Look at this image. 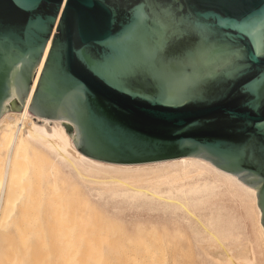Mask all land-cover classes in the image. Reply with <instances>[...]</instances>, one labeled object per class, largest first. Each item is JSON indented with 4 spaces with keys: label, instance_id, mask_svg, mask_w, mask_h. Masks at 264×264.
Segmentation results:
<instances>
[{
    "label": "water",
    "instance_id": "obj_1",
    "mask_svg": "<svg viewBox=\"0 0 264 264\" xmlns=\"http://www.w3.org/2000/svg\"><path fill=\"white\" fill-rule=\"evenodd\" d=\"M111 2V0H109ZM125 0L118 13L102 0H0V115L21 111L45 47L50 46L32 93L28 110L46 119H59L72 145L96 161L134 164L197 157L231 173L256 189L264 227V101L258 93L242 97L239 85L227 80L211 86L200 98L183 87L181 66L166 92L133 70L146 66L157 39L151 5L143 15ZM178 24L226 26L214 32L225 44L227 32L250 66L245 79L264 78L260 22L264 0H165ZM252 21L254 35L241 39L229 25ZM54 33L52 34V32ZM87 48L91 64L80 62ZM219 72L217 66L205 71ZM254 101L248 108L242 102Z\"/></svg>",
    "mask_w": 264,
    "mask_h": 264
},
{
    "label": "bare ground",
    "instance_id": "obj_2",
    "mask_svg": "<svg viewBox=\"0 0 264 264\" xmlns=\"http://www.w3.org/2000/svg\"><path fill=\"white\" fill-rule=\"evenodd\" d=\"M54 31L55 30H53L52 34L54 33ZM49 46H50V40L48 41V43L45 47V50L43 52L42 58H41L38 66L35 70V76L33 77L32 84L30 86L29 92H28L27 97L24 101V105H23V108L21 109V111L8 110V111H4L0 115V151H1V153H0V162H1L0 163V228L3 230L5 228H8V227H10V228L12 227V228L17 229L18 224H19L18 214L19 213L24 214L25 210L29 209L34 204V203L33 204L31 203L32 205L29 204L30 206L28 208L24 207L25 210L22 206V203H23L22 198L24 197L23 194L25 192V189L21 185H23L24 180H26L25 184L27 183V178H25L26 174L23 173L24 178H25L24 179L23 175L21 174L22 172L20 173V171L18 170L20 168L19 167L20 165L18 166L17 163L20 164L21 162H18L16 160L18 157H20L22 159L24 155L22 156L21 154H23V153L25 154V152L27 150H31L35 153L41 154L40 157H42V156L45 157L44 159L48 163L49 173H50L52 182H55V181L62 182L63 180H65V181L69 182L71 185H75V186L79 185L81 187V189H79V190H83V195L86 199L87 204L88 203L89 204L86 206L85 201L83 202V198H82V200L80 198V201H81L80 204L81 205H79L78 200L76 202V203H78L79 207L82 206L83 203H85V207L88 210L89 206L91 208L94 207V204H93L94 200H98V202L96 204L100 203L99 201L102 200L103 205L106 203H108V204L110 203L112 206L110 208L115 209V210L122 203L124 204V206H126L125 204L132 206L131 209L136 208V211L138 208L143 209V207L145 209H147V211H149V210L153 211L154 210V212H156L155 210H159V211H161L159 213H164V218H166V216L171 215V214H174V215L177 214V216L179 217L182 214L179 215L178 212L180 213V211L186 210L188 213L192 214V216H193L192 217L193 219L190 218L192 220L187 223V228L190 230V233H191L190 237L193 240V242L195 243L196 249L198 248L199 253L202 254V256L204 255L205 258L207 257L212 264H264V249H263L264 245L263 246L261 245L264 242V227L261 224V220H260L261 212H260V209L256 203V189L255 188L243 183L240 179H238L237 177H235L231 173H228L226 171H223V170L217 168L215 165H213L209 161H204L202 159H199L197 157H192V156L180 157V158L169 159V160H160V161H154V162L134 163V164H117V163L93 160L92 158L80 153L72 145L71 137L67 134L65 127L60 123L59 119H46V118H43V117H40L37 115H33L32 113L29 112V110L27 108H28V105L30 103V99H31L32 93L35 89L39 75L41 73V69L43 67L45 58L47 56ZM2 151H3V153H2ZM15 163L18 166L17 170H16V165L14 166ZM16 171L18 173H20L22 176H19V174H18V176L15 175L16 176V178H15V176H13V175H14V173L17 174ZM31 175H33V174H31ZM17 177L23 178L22 183H21V179L16 181L18 179ZM12 178H15L16 180L14 181ZM16 182L20 183L21 187L19 185H17L18 187L15 188L14 185L16 184ZM28 184H30V182ZM30 185H32V184H30ZM61 188H62V186H61ZM73 188L74 187H72V189ZM18 189L19 190L21 189V190L18 191ZM23 189H24V191H23ZM30 190L31 189H28L29 192H31ZM73 191H76V190L73 189ZM22 192H23V194H22ZM54 192L56 194V191H54ZM59 192H61V191H59ZM28 194L30 195V193H28ZM33 194H34V192H33ZM35 194H37V193H35ZM14 195H16L15 198H13ZM36 196H38V194ZM58 196L59 195H57V197ZM54 197L56 198V196H54ZM78 199H79V197H78ZM225 200H231L232 203H235L240 207H243V206L245 207L246 204H249L247 212L252 211L253 214L255 215V223H256L255 229H257V233H258L257 237L258 238H256V237L253 238L250 236L253 239H251V241H250L248 238V240L250 242L247 241L248 245L246 244V246L241 245L239 242V239L241 238V236L239 235L238 231L240 228L238 227L239 224L236 222V219H234L235 216L233 218V211H229L231 214H229V213H226L225 215L223 214L224 213L223 211H224L226 206L222 202ZM30 201H31V199H30ZM35 203H36V201H35ZM58 203L60 204L61 202H58ZM52 204H54V203H52ZM61 204H60V206H61ZM123 204L121 205V207L123 206ZM34 205H36V204H34ZM58 205H57L58 210H56V211L60 212V210H59L60 206H58ZM67 205H68V203H67ZM26 206H28V204ZM55 206H56V204H55ZM71 206H73L72 202H70L69 206H67V207L68 208L70 207V209H71ZM101 206H100V208H101ZM65 207H66V205L64 206V208ZM32 208L35 209V207H32ZM91 208H89V209H91ZM102 208H103V206H102ZM110 208H109V210H110ZM122 208H125V209L128 208L129 209L130 207L127 206V207H122ZM77 209L78 208L76 207L75 212L76 211L78 212L79 209L78 210ZM128 209H127V211H128ZM131 209H130V211H132ZM104 211H106V210H104ZM110 211L112 214V210H110ZM130 211H128V212L131 213ZM186 211L182 212V213H186ZM67 212L71 213V211H67ZM113 212H115V211H113ZM141 212L142 211L140 210V214H141ZM53 213H54V216L57 215L55 211ZM66 213H65V219H63V220L60 219V215L58 213L57 216H59V219L57 217V220H58L57 222H59V220H60V222L62 224H65L67 222L69 223L72 220V218L71 219L68 218V220H70V221H67L66 218L71 217V215L70 216H69V214L66 215ZM156 213H158V212H156ZM132 215H133V213H132ZM132 215L130 214V217ZM148 215H149V213L147 212V216ZM136 216L138 217L137 214H136ZM152 216H150V217H152ZM155 216H157V214L154 215V217ZM159 216H161V215H159ZM27 217L29 218V216H27ZM27 217L24 219L27 220L28 219ZM127 218H129V217H127ZM30 219H32V218L30 217ZM78 219H80V218H78ZM151 219L156 220L155 218H151ZM159 219L157 221H160ZM242 219H243V217H242ZM22 220H23V218H22ZM55 220H56V217H55ZM64 220H66V222ZM73 220H75V222L76 221L79 222L81 220L83 223L82 219L77 220L74 218ZM129 220H130V218H129ZM125 221L127 222V220H125ZM147 221H149V220L147 219ZM173 221H175V220H173ZM24 222H25V220H24ZM36 222H37V220H36ZM75 222L72 221V223H74V225H75ZM166 222L168 223L169 221H166ZM181 222L182 221H180L179 223H181ZM183 222H184V220H183ZM54 223H55V221H54ZM184 223L186 224V222H184ZM184 223H183V226H184ZM87 224L90 225V223H87ZM66 225H68V224H65V226ZM69 225L66 226V227H68V229H70V228L72 229L74 227V225H72L73 227H70L71 225L70 226ZM88 225H86V226L88 227ZM57 226H58V223H57ZM65 226H63L64 231L67 230L65 228ZM76 226H78V225L76 224L75 227ZM82 226H84V224L79 226L80 228L76 227L77 231H78V229L80 230ZM52 227H54V229H55V226H52ZM93 227H94V225L92 226V228ZM23 228H24V226H23ZM60 228H61V225H60ZM82 229H85V227ZM82 229L80 232L83 231ZM90 229H91V226H90L88 231H83L84 234L87 232V235L86 236L84 235V239L87 236H88V239H89V237L92 238V236H90L91 235ZM104 231L105 232H102V231L100 232L102 235H104V236H102V239L108 240V238H110L112 235L107 233L106 230H104ZM247 231L249 233L251 230L250 231L247 230ZM16 232H18V235H20L19 231H16ZM65 232H67V231H65ZM94 232L97 233L96 229H94ZM109 232H111V231L109 230ZM74 233H75V231H74ZM56 234H57V232H56ZM76 234H78V233H76ZM95 234L93 235L92 239H94ZM105 234H108L111 236L110 237L107 236L108 238L107 237L105 238V236H106ZM112 234H113V232H112ZM117 235H118V232H117ZM22 236H21V238H22ZM61 236H64V235H61ZM113 236H114V234H113ZM96 237H98V234L96 235ZM65 238H66V240L69 238V237H67L66 233H65V236L62 237L61 239L65 240ZM81 238H82V236H81ZM23 239H24V236H23ZM76 239L77 238H75V240ZM84 239L82 242H84V243L89 242V241H87L88 240L87 238L85 239L86 241H84ZM2 240L4 241V236H3ZM75 240H73V243L76 242ZM95 240H93V241L94 242L97 241V243L92 248L89 246H92L93 243H92V245H91V243H88V244L85 243V245H84L85 249H83V250L85 251L86 248L92 249V251H91V253H92L93 248L96 246V248H94V250L96 251L95 253H97V252L99 253L100 251H97L96 249L99 247L97 245H100V244H98V241L100 242L101 236H99V240H96V241ZM3 241L0 245H2L3 243L6 244V241L5 242H3ZM122 241H120V242H122ZM128 241H130L129 238H128L127 242ZM245 241H246V239H245ZM18 242H20L19 237H18ZM27 242H28V240H27ZM66 242H69V244L71 246L73 244V243L71 244L70 243L71 241H69V240H67ZM116 242H114V243L117 244ZM120 242L118 240V243L120 244V246H119V244H117V247L115 248L116 250H118L117 248L120 249V247L122 246V243H120ZM134 242L133 241L131 242V243H133L132 246L135 245ZM11 243H13V242L10 241V244L9 243L8 244L11 245ZM131 243H129V244H131ZM64 244H66V243H64ZM129 244H126V245H129ZM9 245L7 247H5V251L7 249V251L9 250L10 252H13L12 248L15 249L14 253H16V254L13 253L14 256L9 255L8 252L6 251L7 254L9 256H12V259H14V260H11L10 259L11 257H8L7 254H5V255L1 254L3 259L0 258V261L3 260V262H5L6 260L9 259L8 261H6V263L10 261V262L16 264L19 261L18 260L19 257H17V262H15V258H16L15 256H18L17 252H16L17 248H14L12 245H11L12 248H9V247H11ZM67 245H68V243H67ZM86 245H89V246H86ZM75 246L76 245L74 244L71 247V249L69 248L68 250H70L71 253H74L75 251L72 252V250H75V248H74ZM106 246H107V244H106ZM65 247L68 248V246H65ZM122 247H121V249H122ZM82 248H83V246H82ZM104 248H106V247H104ZM111 248H112V246L110 247V249ZM123 248L125 249V247H123ZM127 248L125 249V253H126ZM130 248H131V246H130ZM130 248H129V250H130ZM143 248L145 249L144 246H143ZM124 249H122V250H124ZM134 249H135V247H134ZM80 250H79V253L81 252ZM98 250H99V248H98ZM1 251H3V250H1ZM88 251H90V250H88ZM109 251H111V250H109ZM109 251H107L108 252L107 254L111 256V253ZM145 251H146V249H145ZM6 252H1V253H6ZM19 252H18V254H19ZM112 252H115V250L114 251L112 250ZM120 252L117 251V253H115L114 255H116V257H117V256H119L117 254ZM65 253L68 254L70 252L68 251ZM91 253L89 256L93 257L94 254L92 253L93 254L92 255ZM122 253L124 254L123 251H122ZM130 253L134 254L133 251ZM67 254H64V255L66 256ZM71 255H68V256L70 257ZM78 255H80V254H78ZM3 256H6V258ZM74 256H72L73 258L70 257V262H72L74 260ZM96 256L98 257V255H96ZM102 256H103V254H102ZM141 256H143V255H141ZM69 257H68V260H69ZM83 257H84V255H83ZM92 257H91V259H92ZM104 257H105V259L102 257L103 258L101 261L102 264H103V260L106 262V259H108L109 256L107 258H106V256H104ZM94 258H95V256H94ZM132 258L133 257H131V259ZM100 259H99V261H100ZM116 261L119 263L118 258L116 259ZM140 261L143 262L141 259H140ZM3 262H0V263H3ZM74 262H75V260L72 263H74ZM141 262H140V264H141ZM101 263H99V264H101ZM18 264H20V263H18ZM77 264H78V261H77ZM120 264H121V262H120ZM123 264H125V263H123Z\"/></svg>",
    "mask_w": 264,
    "mask_h": 264
},
{
    "label": "rangeland",
    "instance_id": "obj_3",
    "mask_svg": "<svg viewBox=\"0 0 264 264\" xmlns=\"http://www.w3.org/2000/svg\"><path fill=\"white\" fill-rule=\"evenodd\" d=\"M0 153H1V151H0ZM2 153H3V151H2ZM21 155L22 156L24 155L22 159L20 157H18L16 159L18 162H21L20 164L17 163L18 166L20 165L19 166L20 168L19 169L17 168L18 166L16 165V163L14 164V166L16 165V170L18 169L20 171V173L22 172L21 174L23 175V178H24V174H26L25 178H27V183H26L27 185L25 184L26 180L23 181L22 177H19V178L17 177L18 178L17 180L15 179L16 178L15 175L18 176V174H19V176H22L17 171H16L17 174L14 173V175H13V176H15V178H12V179L14 181L15 180L18 181L21 179V183L23 181V185H21L25 189L24 194L22 192V194L24 195V197L22 198L23 208L24 207L28 208L33 203L36 205L33 204V206H32V207H35V209L30 207L29 209L25 210V208H24V210H25L24 214L18 212L19 213L18 214L19 224H18V228H17L18 230L16 228H12V227L11 228L10 227L5 228L4 230L0 228V236H1L0 241L3 239V236H4V241L3 240L2 241L3 242L6 241V244L3 243L2 245H0V248H1L0 249V256H1L0 258H2L1 254L5 255V254H7V252L9 255H13L14 250H15L12 248V246H13L14 248H17V250H18V251L16 250L18 256H15L16 258L14 257L15 262H17V257H19L18 258L19 261L16 264H18V263H20V264H70V263L71 264H74V263L77 264V261H78V264H87V263L88 264H97V263L99 264V263H101L103 258L105 259L104 256H106V258L109 256L108 257L109 260L106 259V262L103 260V264H106V263L107 264H120V262H121V264H123V263H125V264H140V262H141L140 259L143 261V262H141V264H143V263L144 264H212L207 257L205 258L204 255L202 256V254L199 253L198 248L196 249V247H195L196 245L190 237L191 233H190V230L187 228V223L193 219L192 218L193 216H192V214L188 213L186 210L185 211L187 214L182 213L185 211H180V213L178 212L179 215L182 214L179 217L177 216V214L176 215L171 214L172 215L171 216V215H168L166 213L168 216H166V218H164V213H159V212H161L159 210H155L159 214L154 212V210L153 211H151V210L147 211V209H145L144 207H143V209L138 208L136 211V208L133 207L134 209H131L132 206H129L127 204H125L126 206H124L123 203H122L123 204L122 207L128 206L130 208L129 209L128 208H126V209L122 208L121 207L122 204H120L115 210V209L110 208V207H112L110 203L109 204L106 203L103 205L102 200L99 201L100 203H98V204H96L98 202V200H94V203H93L94 207L91 208L89 206V208H91V209H89L87 207L88 208V210H87L85 207V203H86V206L89 203L87 204V202H86V199L83 195V190H79V189H81V187L79 185L78 186L71 185L69 182H67L65 180H63L62 182H60V181L59 182L58 181L52 182L51 176L49 173L48 163L44 159L45 157H43V156L40 157L41 154L35 153L31 150H27L25 152V154L23 153ZM42 160L43 161L45 160V161L43 162ZM31 174H33V175H31ZM29 182L32 185L28 184ZM17 185L20 186V183L16 182V184L14 185L15 188L18 187ZM61 186H62V188H61ZM72 187H74L73 189L76 191H73ZM24 189H23V191H24ZM28 189H31L30 190L31 192H29ZM20 190L18 189V191H20ZM54 191H56V194ZM59 191H61V192H59ZM33 192H34V194L37 193L38 196H36L37 194L34 195ZM28 193H30V195ZM57 195H59V196L57 197ZM15 196L16 195H14L13 198H15ZM54 196H56V198ZM78 197H79V199H78ZM80 198H81V200L83 198V202L85 201V203L82 202L83 204H82V206H80L81 208L79 207V205H81L80 204L81 203ZM30 199L32 202L30 201ZM77 200L79 201L78 202L79 205H78V203H76ZM35 201H36V203H35ZM58 202L62 203V204L60 203L61 206ZM66 202L68 203V205ZM70 202L73 203V206H71V209H70V207L69 208L67 207V206H69ZM52 203H54V204H52ZM222 203H224V205L226 206L224 211H223L224 212L223 214L224 215L226 213L231 214L229 211H233V218L235 216L234 219H236V222L239 224L238 227L240 229L238 232H239V235L241 236V238L239 239V242L241 245L246 246L247 241L250 242L251 239H253L255 237L258 238L257 237L258 236L257 229H255L256 228L255 215L253 214L252 211L247 212L249 204H246L245 207L244 206L240 207L237 204L232 203L231 200H225ZM27 204H28V206H26ZM55 204H56V206H55ZM64 204L66 205L65 208L67 210L64 208V206H65ZM57 205L60 206L59 207L60 212L56 211V210H58ZM101 205L103 206V208ZM100 206H101V208H100ZM76 207L79 209V210L77 209L78 212L77 211L75 212ZM109 208H110V210H112V214H111V211L109 210ZM127 209H128V211H130V209H131L132 210V211H130L131 213H129L127 211ZM104 210H106V211H104ZM140 210L142 211L141 214H140ZM54 211L56 212L57 215L59 213L61 220L65 219V213L67 211H71V213H69V212L66 213V215H68V214H69V216L71 215V217H67L66 220L70 221V220H68V218L69 219L72 218V220L69 223L67 222L65 224H68V225L70 224L71 226L70 225L69 226L73 227L72 225H74V223H72V221L75 222V220H73L74 218L77 220L82 219L83 223L81 220H80L81 222L80 221L75 222V225L76 224L78 225L76 227H79V226L84 224V226H82L81 229L85 227V229H82V230L88 231L90 226H91V229H90L91 235L90 236H92V238H93V235L96 233V232H94V229H96L97 233L95 234L94 239H92L91 237H89V239H88V236L85 237V239L86 238L88 239L87 240V241H89L88 243H91V245L93 243L92 246H89V245H86V246H89L92 248L97 243L96 240H99V236H101L100 242L98 241V244H100V245H97V246H99L98 247L99 250H98V248L96 249L97 251H100V252L99 253L97 252L98 254L95 253L96 251L94 250V248H96V246L93 248L92 253L94 254L95 258H94V256L93 257L91 256L92 257V259H91V257L89 256L92 249L86 248L85 251L83 250V249H85L84 245L87 242L84 243L82 241L84 239V235L85 236L87 235V232L84 234L83 231L80 232L81 229L80 230L78 229V231H77L75 225L72 229L69 227L71 230L68 229V227H66L68 225L65 226V224H62L60 222V220H59L60 223L57 222L58 221L57 217L59 219V216H57L56 214H55L56 216H54V213H53ZM113 211H115V212H113ZM147 212L149 213L148 216H147ZM132 213H133V215H132ZM152 213L154 215L157 214V216L154 217V215ZM130 214L132 215L131 216L132 218L130 217ZM136 214L138 215V217L136 216ZM24 215L26 217L29 216V218L27 217L28 218L27 220L24 219V218H26ZM159 215H161V216H159ZM150 216H152V217H150ZM30 217L32 219H30ZM55 217H56V220H55ZM127 217H129L131 221ZM242 217H243V219H242ZM22 218H23V220H22ZM78 218H80V219H78ZM151 218H155L156 220H152ZM190 218H192V219H190ZM147 219L149 221H147ZM158 219L160 221H157ZM24 220H25V222H24ZM36 220L38 223L36 222ZM66 220H64V221L66 222ZM125 220H127V222ZM165 220L169 221V222L167 223ZM173 220H175V221H173ZM183 220H184V222H186V224L183 222ZM54 221H55V223H54ZM180 221H182L184 223V226H183L182 222H181L182 224L179 223ZM57 223H58L59 227L57 226ZM87 223H90V225H88ZM91 223L94 225L93 228H92L93 225ZM60 225H61V228H60ZM86 225H88L89 228ZM23 226H24V228H23ZM52 226H55V229ZM63 226H65V228L67 229L65 231H67L68 233L64 231ZM104 230H106L107 233L112 235L111 236V235L105 234L106 235L105 238L107 236L108 237L111 236L110 238L107 237L108 240L102 239V236H104V235H102L100 232L101 231L105 232ZM109 230L111 232H109ZM247 230H249V231L251 230V231L248 233ZM16 231H19L20 235H18V232H16ZM74 231H75V233H74ZM56 232H57V234H56ZM112 232H113L114 236H113ZM117 232H118V235H117ZM65 233L67 234V237H69L67 240L71 241L70 242L71 244L73 243V240H75V238H77L75 240L76 242H74L72 244V246L74 244L76 245L74 247L75 250H72V252L75 251L74 253H71V251L68 250L69 248L71 249L72 246L69 244V242H66L67 241L66 238H65V240L63 239L64 241L61 239L62 237L65 236ZM76 233H78V234H76ZM97 234H98V237H96ZM22 235L24 236V239H23ZM61 235H64V236H61ZM21 236H22V238H21ZM81 236H82V238H81ZM250 236L253 238H251ZM18 237L20 239V242H18ZM128 238L130 241L131 240L133 242L135 241L134 244L136 246L133 245L135 247V249L132 246V244H133V243H131L132 241L127 242ZM248 238L250 241L248 240ZM85 239H84V241H86ZM245 239H246V241H245ZM27 240H28V242H27ZM93 240H95L96 242H94ZM118 240H119V242L123 240L120 243H122V246L125 247V249L128 247L126 250V253H125V249L122 246L121 247L124 250H122L121 247H120V249L117 248L118 250L115 249L117 247V244H119ZM2 241L0 242V244L2 243ZM10 241L14 243V244L11 243L12 246L9 245ZM114 242H116L117 244H115ZM64 243H66V244H64ZM67 243H68V245H67ZM129 243H131V244H129ZM106 244L108 247L106 246ZM126 244H129V245H126ZM8 245L11 246L9 248H12L13 252H10L9 250L7 251V249H6L7 252L5 251V247H7ZM261 245L263 246L264 242ZM65 246H68V248H66ZM82 246H83V248H82ZM111 246H112V248L110 249ZM119 246H120V244H119ZM130 246H131V248H130ZM143 246L145 247L146 251L143 248ZM104 247H106V248H104ZM129 248H130V250H129ZM108 249L111 251H109ZM1 250H3V251H1ZM79 250L81 251L80 253H79ZM88 250H90V251H88ZM112 250L113 251L115 250V252H112ZM121 250L124 252V254L122 253ZM68 251L70 253H68V254L65 253ZM107 251H109L111 253V256L107 254L108 253ZM117 251L118 252L121 251L120 252L121 254L118 253L117 255H119V256L116 257V255H114V254L117 253ZM132 251L134 252V254L130 253ZM1 252H6V253H1ZM18 252H19V254H18ZM77 253L80 255H78ZM14 254H16V253H14ZM64 254H67L66 255L67 257ZM102 254H103V256H102ZM9 255H8V257H11L10 259L14 260V259H12V256H9ZM68 255H71L70 257L75 255L74 256V260H75L74 263H72L74 260L72 262H70V257ZM83 255H84V257H83ZM96 255H98V257ZM141 255H143V256H141ZM3 257L6 258V256H3ZM68 257H69V260H68ZM131 257H133V258L131 259ZM117 258H118L119 263L116 261ZM99 259H100V261H99ZM8 260H6V261H8ZM6 261L3 262V260H1L0 262H3L4 264H8V263L9 264H15V263H12L10 261L6 263ZM3 263H0V264H3Z\"/></svg>",
    "mask_w": 264,
    "mask_h": 264
},
{
    "label": "snow or ice",
    "instance_id": "obj_4",
    "mask_svg": "<svg viewBox=\"0 0 264 264\" xmlns=\"http://www.w3.org/2000/svg\"><path fill=\"white\" fill-rule=\"evenodd\" d=\"M27 0H16L19 7L24 8ZM125 0H102V6L110 8L118 13ZM225 6H234L239 0H221ZM151 5L153 12L151 22L156 28L157 39L151 53L150 62L146 66H139L133 70L135 75L147 77L149 83L161 92L166 93L175 82V69L181 66L183 73V87L190 94L200 98L205 96L207 90L217 84L218 81L227 80L232 85H239V93L247 97L248 93H258L261 101H264V78L259 79V84L245 79L250 68L244 64L242 50L236 48L229 34L225 33L228 41L226 45L214 32L226 26V21L217 18L216 25L196 23L189 27L183 26L184 18L178 24L174 13L165 6V0H147L141 7L138 3L135 13L143 15V8ZM229 27L236 32L241 39H248L254 35L256 25L252 21L244 24H233ZM260 39L264 41V18L260 22ZM260 55L264 56V45L260 49ZM81 63L91 64V52L87 48L78 53ZM206 66H217L219 72L214 73ZM246 107H256L254 101H242Z\"/></svg>",
    "mask_w": 264,
    "mask_h": 264
}]
</instances>
